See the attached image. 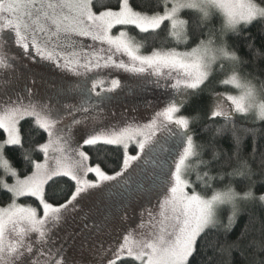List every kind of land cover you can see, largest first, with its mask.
<instances>
[{
    "label": "snow or ice",
    "instance_id": "6c2138e0",
    "mask_svg": "<svg viewBox=\"0 0 264 264\" xmlns=\"http://www.w3.org/2000/svg\"><path fill=\"white\" fill-rule=\"evenodd\" d=\"M261 2L264 3V0ZM94 9V0H0V38L7 34V38L26 54L30 53V49L34 50L41 60L54 62L57 68L63 67L75 75L87 77V73L108 67L141 74L151 70L153 76L174 80L170 87L181 92L184 101L198 95L201 86L218 72L224 76L219 82L237 88L239 95L218 98L210 113L206 114L208 119L224 117L231 120V112L225 110L224 101H227L232 112L243 115L254 113L258 120L264 121V84L257 89L251 79L240 76L241 59L235 50H229L225 39L229 32L240 35L244 28L258 20L264 24V7L259 6L256 0H142L139 5H134L131 0H119L115 9ZM184 10H191L194 14L187 19L181 18ZM213 13H219L223 19L219 29L220 43L202 38L214 34L212 30L209 34L200 31L199 36L195 35L196 30H202L207 25ZM117 25L126 29L132 26L140 34L154 37L163 32L173 46L154 49L148 55L142 54L143 44L128 36L126 30L120 31L118 36L111 34ZM74 37L91 40L93 44L85 45ZM96 43L108 45L106 57L96 51L85 50L93 49ZM193 43L195 47L190 46ZM180 45L187 47L181 51L178 50ZM117 54L126 55L129 63H117L113 59ZM6 66L4 57H0V67ZM89 81L91 88H83L85 99L74 111L89 112L85 106L91 101L89 92L100 97L102 93H111L120 86L117 79H112L108 86L105 78L100 76L87 77L85 83ZM5 96L7 98L0 97V129L3 130L0 135L7 136L0 142V169L14 182L9 184L0 176V191L10 194V203L0 207V264H68L64 246L53 248L48 244L50 237L46 224L52 218L59 220L69 205L75 209L73 202L82 193L99 187V182L115 181L124 175L130 162L140 158L127 155L128 144L135 142L142 153L158 131H166L176 146L172 159L174 170L170 168L166 174L170 175L171 186L167 190L168 195L159 202L160 227L150 234V238L142 240H137L132 231L126 232L115 247L106 250L104 258L107 264H124L126 258L137 264H189L198 238L206 229L217 224L220 206L232 204L233 213L228 218L231 226L236 214L235 201L253 198L251 189L240 196L229 187L227 191L216 192L211 198H204L195 189L186 191L191 187L185 179L190 161L199 156V149L205 146L195 142L190 124L202 117L199 114L193 117L177 115L180 107L176 103H168L144 125L120 127L117 124H102L93 127L79 143L73 137V127L82 121L71 112L54 109L50 104L51 98L48 102L41 101L27 86L23 94L16 93L14 98L7 93ZM69 116H72L70 122ZM22 121L28 124L29 131L34 129L47 136L46 142L38 149L43 153V163L33 161L28 152L24 154L25 161L31 163L34 170L23 179L5 155L7 146L23 147L25 128ZM204 130L207 131V127ZM220 134L222 128L218 127L212 139ZM235 139L238 155L239 137ZM85 145L93 148L97 145L123 146L125 155L121 171L107 175L99 165L91 166L89 156L83 150ZM243 167H247L246 163ZM236 172L244 174L242 169ZM89 173H94L98 182L86 179ZM205 176L208 181L214 179L207 173ZM57 177L73 181L75 190L65 203L54 205L46 199L45 185L49 181L54 182ZM164 182L167 183V179ZM21 197H34L39 201L38 207L19 204L17 201ZM259 199L264 202V195ZM38 208L42 209V215L38 213ZM31 233L36 234V243L41 246L35 251L33 244L27 242ZM36 251L40 257L46 258L42 261L33 259Z\"/></svg>",
    "mask_w": 264,
    "mask_h": 264
},
{
    "label": "rangeland",
    "instance_id": "374dc122",
    "mask_svg": "<svg viewBox=\"0 0 264 264\" xmlns=\"http://www.w3.org/2000/svg\"><path fill=\"white\" fill-rule=\"evenodd\" d=\"M214 16L222 25L223 19L219 13H213L209 21ZM116 27L124 28L125 26H115L111 32L113 36H118L119 32L123 31H114ZM210 30H208L209 33ZM213 33L207 35V39L211 38L220 43V36L215 35V32ZM74 39L82 41L85 45L93 44L91 40L85 38L74 37ZM101 48L104 49L103 52L100 51ZM107 49L108 45L96 43L93 49L86 48L85 50L96 51L106 57L108 55ZM67 51H71V49ZM148 54L151 53L145 55ZM0 57H4L8 65L0 67V97L7 98L5 96L7 93L14 98L16 93L23 94L24 88L27 86L36 93L37 99L48 102L51 98L50 104L54 109L61 112H71L73 116L82 121L73 127V137L79 143L83 142L85 133L93 127H99L102 124H117L120 127L144 125L168 103H176L181 109L186 102L181 92L170 87L174 83L172 79L153 76L150 74L151 70L141 74L128 72L122 68L108 67L87 73V77H103L108 86H110L112 79H117L120 86L111 93H102L100 97L89 92L88 95L93 97V101L91 103L89 101L85 105L89 108V112L74 111L85 99L83 88L85 86L91 88L90 81L85 83L87 79L85 75H75L63 67L57 68L54 62L41 60L34 50L30 49V53L26 54L7 38V34L0 38ZM113 59L117 63L120 61L125 64L129 63L128 57L123 54L114 55ZM60 63L63 64V60ZM81 71L83 72L82 69ZM231 88L233 89L224 93L216 92L211 107L218 101V98L239 95L237 88L233 86ZM96 91L99 92L100 89L97 88ZM224 104L226 111L235 114L232 112L229 102L224 101ZM249 114L255 116L254 113ZM177 115H181L180 112ZM6 138L5 134L0 142ZM133 144L136 143L128 144L127 155L139 156L140 158L130 162V167L124 175L115 181L99 182V187L82 193L73 202L76 205L75 209L69 205L66 210H63L59 220L52 218L46 224V232L50 237L48 244L53 248L63 245L68 264H107V260L104 258L106 250L109 247H115L116 242L122 239L126 232L132 231L137 240H142L150 238V234L156 232L160 227L158 223L160 219L159 202L168 195L167 190L171 186L170 175L166 176V174L169 173L170 168L174 170V164L169 159V154L172 155L171 159H173V155L176 154V146L174 141L169 139L166 131H158L156 137L142 153L138 147L134 153L129 152V148ZM120 147L125 153L124 147ZM83 150L85 151V148ZM37 162L43 163L44 156ZM167 162L168 168H159L165 166ZM33 170L32 168L25 176L31 175ZM25 176L20 178L23 179ZM2 177L9 184L14 182L11 176H4V173ZM86 179L98 182L96 177L90 179L87 176ZM165 179H167V183L164 182ZM22 198L17 201L19 204L37 208L34 202H25ZM204 198H211V196ZM240 202L239 199L235 201L236 208ZM9 203L10 201L0 205V207H6ZM236 208L235 213H237ZM39 209L38 213L42 215V209L41 211ZM221 211L227 212V220L229 221L228 218L233 213L232 204L220 206L218 222ZM91 218L93 224L87 231L85 224L89 223ZM27 242L33 244L34 251L41 247L36 243L35 233L29 235ZM44 251L47 253L46 248ZM44 258L46 257L39 256L38 251L33 256V259H40L41 261Z\"/></svg>",
    "mask_w": 264,
    "mask_h": 264
},
{
    "label": "trees",
    "instance_id": "16d2710c",
    "mask_svg": "<svg viewBox=\"0 0 264 264\" xmlns=\"http://www.w3.org/2000/svg\"><path fill=\"white\" fill-rule=\"evenodd\" d=\"M118 2L119 0H94L98 10H103L105 7L115 9ZM131 2L139 5L142 0H131ZM256 2L264 7L261 0ZM193 14L192 11H184L181 18L187 19ZM220 27L219 20L214 16L202 30H196L195 35L199 36L200 31L208 34L211 28L215 35L220 36ZM119 30H126L128 36L134 37L137 43L143 44L142 54L151 53L154 49L161 47L167 49L173 46L165 39L163 32L154 37L151 34H140L132 26H128L127 29L125 27L114 29V31ZM202 38L206 41L208 36L205 35ZM225 39L229 50H235L241 59L240 76L251 79L256 88L260 89L264 84V24L258 20L244 28L240 35L229 32ZM196 42L199 43V40ZM249 44L252 45L251 49ZM190 46L195 47V44ZM186 47L180 45L178 50H185ZM223 77L219 73L214 74L201 86L199 94L189 97L180 109V114L186 117L197 114L202 117L190 125L195 142L205 145L199 149L201 154L190 161L185 179L190 182L191 187L186 190L191 192L195 189L203 197H210L216 192L227 191L229 187L240 196L251 189L253 198L239 199L241 202L236 208L237 213L231 226L227 220V212L221 211L219 222L206 229L198 238L196 250L189 258V264H264V202L259 199V196L264 195V121L258 120L253 114L239 113H233L231 120H225L224 117L208 119L206 114L210 113L215 93H224L233 89L219 82ZM71 119L72 116L68 117V122ZM21 123L25 128L23 147L7 146L5 155L12 167L17 170L18 175L23 177L33 168L31 163L25 161L24 154L30 153L33 161L41 160L43 153L38 149L47 136L34 129L29 131L28 124L24 121ZM206 127L207 131L204 130ZM218 127L222 128V134L216 135L213 140ZM2 132L3 130L0 129V133ZM234 134L235 137H239L238 155ZM4 136L5 134L0 135V139ZM136 147V144L131 145L129 152L134 153ZM84 148L89 156V164L99 165L107 175L121 169L125 155L122 147L97 145L95 148L92 146H84ZM245 163L247 167L242 168ZM238 169H242L244 174H237ZM205 173L214 179L208 181ZM2 174L3 171L0 169V176ZM95 177L94 173L88 174L90 179ZM45 189L46 199L54 205H59L70 198L71 192L75 190V183L67 177H57L54 182L49 181ZM22 200L34 202L37 207L39 205L34 197H23ZM9 201L10 194L0 191V205L7 204ZM124 264H137V262L126 258Z\"/></svg>",
    "mask_w": 264,
    "mask_h": 264
},
{
    "label": "flooded vegetation",
    "instance_id": "af4514ba",
    "mask_svg": "<svg viewBox=\"0 0 264 264\" xmlns=\"http://www.w3.org/2000/svg\"><path fill=\"white\" fill-rule=\"evenodd\" d=\"M92 101H93V97H91V101H90V103H91ZM173 153H174V151H173ZM171 157H172V155L169 154V159H170V160H172ZM170 160H169V161H170ZM164 167H167V168L169 167L168 162L166 163L165 166H163V167L160 166L159 168H164ZM92 224H93V223H92V218H91V219L89 220V223H86V224H85L86 227H87V231L90 229V227H91Z\"/></svg>",
    "mask_w": 264,
    "mask_h": 264
}]
</instances>
